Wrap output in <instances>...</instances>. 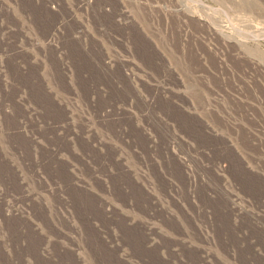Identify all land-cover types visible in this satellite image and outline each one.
I'll return each instance as SVG.
<instances>
[{"label": "rangeland", "instance_id": "obj_1", "mask_svg": "<svg viewBox=\"0 0 264 264\" xmlns=\"http://www.w3.org/2000/svg\"><path fill=\"white\" fill-rule=\"evenodd\" d=\"M0 264H264V0H0Z\"/></svg>", "mask_w": 264, "mask_h": 264}]
</instances>
